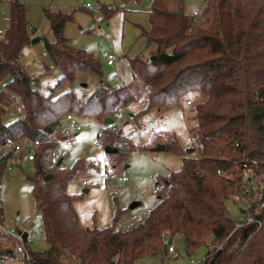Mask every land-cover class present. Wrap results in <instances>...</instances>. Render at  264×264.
I'll return each mask as SVG.
<instances>
[{
	"label": "trees",
	"instance_id": "trees-1",
	"mask_svg": "<svg viewBox=\"0 0 264 264\" xmlns=\"http://www.w3.org/2000/svg\"><path fill=\"white\" fill-rule=\"evenodd\" d=\"M9 11V41L0 46V84L5 87L0 90V145L40 141L31 160L35 169L31 193L48 243L43 251L27 246L23 264H135L158 252L168 253L162 239L165 231L171 241L182 235L188 254L210 246L201 264H264V223L258 230L234 228L226 201L235 184L217 175L218 169H234L226 159L234 157L235 142L240 143L237 152L264 163V0H210L206 19L192 25L182 9L172 12L166 0H153L147 10L151 28H140L150 51L145 59L142 54L129 59L136 81L130 86L104 80L100 60L69 44L64 26L72 14L45 11L54 35L48 41L31 36L24 3L13 0ZM103 14L109 15L105 10ZM41 41L62 71L47 94L36 89V81L20 61L25 45ZM78 69L98 76L97 89L87 97L70 89L61 91L74 81ZM187 94L196 95L189 113L199 156H189L193 147L182 149L173 132L162 133L166 149L179 153L182 160L177 171L159 180L158 204L128 229L81 226L73 206L76 196L67 185L82 164L51 166L56 143L48 136L68 114L104 123L119 109L143 102L144 109L132 115L136 118L151 109L179 108ZM15 96L21 98L23 113L8 120ZM107 129L102 135L105 146L111 134ZM108 155L119 161L122 153ZM13 157L12 151L0 156V182ZM0 219H4L2 208ZM14 255L11 250L0 251V259Z\"/></svg>",
	"mask_w": 264,
	"mask_h": 264
},
{
	"label": "rangeland",
	"instance_id": "rangeland-1",
	"mask_svg": "<svg viewBox=\"0 0 264 264\" xmlns=\"http://www.w3.org/2000/svg\"><path fill=\"white\" fill-rule=\"evenodd\" d=\"M25 4L27 21L31 36L45 37L48 41L54 40L49 21L45 11L62 10L72 14V19L64 26V34L69 38V44L77 49H84L87 53L98 58L102 64L104 80L115 85L130 86L134 78L131 72L129 59L139 55L148 54L146 40L139 36L136 24L148 26L146 11L153 0H18ZM210 0H166L169 10L177 12L182 9L192 17L194 10L200 13V18L206 19L204 13L206 4ZM99 9L98 14L86 7ZM10 4L0 3L9 14ZM115 8L114 12L111 9ZM108 12L105 18L103 11ZM0 13V26L7 27L8 23ZM102 31L97 35L88 29L91 24ZM197 23V22H196ZM199 23V22H198ZM113 52L116 64L109 66L103 57V52ZM145 56L143 58L145 59ZM148 57V56H147ZM25 71L36 81L35 87L43 94H47L54 87L62 75L45 48L44 41L25 45L21 58ZM119 79L114 80L113 76ZM98 87V76L86 69H78L75 79L61 91L70 89L78 97H87ZM5 89L4 83L0 90ZM196 96V95H195ZM194 94H187L195 103ZM18 105L12 103L8 107L9 114L6 119L18 117ZM144 109L143 102L133 103L118 115H112L113 128L110 132V142L127 140L128 145L118 149L119 161L113 159L105 152V146L95 144L97 128H109L104 123L89 118H76L80 125L89 124L81 130L72 129V121L65 117L62 123L71 136L61 138L59 146L63 149L62 167L72 168L77 163L82 167L78 175L67 185V191L76 196L73 202L75 211L83 227L113 226L116 230L128 229L142 221L159 202L157 192L161 187L163 178L181 167V155L171 149L154 151L157 144H164L167 138L165 132H173L183 149L189 145L190 113L183 112L182 106L169 109H151L141 115L131 117ZM122 115V116H121ZM144 121V122H143ZM160 132L161 135H157ZM113 147V146H112ZM11 149V145H0V156ZM129 152L127 155L125 153ZM124 154V155H123ZM35 173L34 164L24 155H15L9 160L1 177L0 194L2 196V210L6 223L19 230L31 233L32 243L30 250L43 251L48 247L44 237L42 217L37 212L35 201L31 193ZM82 176L88 183L82 184L77 179ZM126 177L122 181L121 178ZM159 181V182H158ZM87 189V191H84ZM229 215L236 219L238 209L230 199L226 201ZM118 214L115 222L113 217ZM177 256L171 253L150 255L138 259L135 264H187L191 260H204L210 246H200L192 254L185 249V239L182 235L173 238ZM17 240L10 236L0 235V251H15ZM22 255L7 256L0 264H23Z\"/></svg>",
	"mask_w": 264,
	"mask_h": 264
},
{
	"label": "built area",
	"instance_id": "built-area-1",
	"mask_svg": "<svg viewBox=\"0 0 264 264\" xmlns=\"http://www.w3.org/2000/svg\"><path fill=\"white\" fill-rule=\"evenodd\" d=\"M13 0H0V3L8 2L9 4ZM86 7L90 9L95 14L100 12L99 9H94L90 4H87ZM1 15H3L4 21L8 23L7 27L0 26V46L1 44H7L9 39L7 37V33L11 26V14H6L3 9L0 11ZM200 13L194 11L191 17V25L193 23L198 22ZM95 34L100 35L102 31L92 23L89 28ZM1 57V55H0ZM103 57L106 60L107 65L113 66L116 64V56L113 52L104 51ZM113 79L116 81L119 79L118 75H114ZM13 102L18 105L17 113H23V107L21 105V98L19 96H15L13 98ZM194 101L191 98H185L182 104L183 112H190L193 107ZM123 108L119 109V113H121ZM69 120L72 121V129L75 131L81 130L83 127H88L89 124L80 125L78 121H76V116L74 114H68L66 116ZM190 120V133H189V145L193 147V150L189 153L191 157H197L200 154V147L198 144V138L194 131L191 130L193 127V121ZM108 124H105V126ZM106 128H97V137L95 139V144L99 146H105L103 144L102 135L105 132ZM108 129L115 132V128L110 126ZM157 135H161L160 132H156ZM71 136L69 131L66 129L63 123L55 129L49 136L48 139L51 142L56 143V146L51 154L50 165L55 166L62 159L64 151L59 146L61 138H65ZM127 140H116L112 143L111 147L117 149H123L126 145H128ZM40 144V141H28L25 143H8L7 145H11V149L9 151L13 152V155H19L23 152L28 160H33L35 153V148ZM106 147V146H105ZM105 149V148H104ZM240 149V143L235 142L233 148V158L226 159V162L233 165L234 169L232 170H217V175L221 176L227 180L233 181L235 184V190L230 195L229 199L234 202L236 205L239 216L234 220V228H253L258 230L262 227L264 223V169L263 164L259 160L252 159L246 156L245 152H237ZM8 152V151H7ZM6 152V153H7ZM5 154V153H4ZM82 184H87L88 181L80 176L77 179ZM122 181L126 180V177L121 178ZM1 184V182H0ZM2 206V196L0 194V208ZM229 214V213H228ZM230 216V215H229ZM24 233H26V237H24ZM0 235L1 236H10L17 240V245L15 248L16 255H29L27 246L32 243L31 233L27 230H19L17 227L6 223L5 219H0ZM162 239L167 244V252L173 254L174 257L177 256L175 246L173 244V240L171 241L169 238V232L165 231L162 233ZM203 260L193 261L191 260L187 264H201ZM2 259H0V263Z\"/></svg>",
	"mask_w": 264,
	"mask_h": 264
},
{
	"label": "water",
	"instance_id": "water-1",
	"mask_svg": "<svg viewBox=\"0 0 264 264\" xmlns=\"http://www.w3.org/2000/svg\"><path fill=\"white\" fill-rule=\"evenodd\" d=\"M113 123V119L111 117H107L105 120H104V124H112ZM166 149V145L165 144H157L154 148H152V150L154 151H163ZM105 152L106 153H115V152H118V149L117 148H113L111 146H106L105 147ZM62 163V159L59 160V162L57 163V165H61ZM84 191H87V189H85ZM24 237H26V233H24Z\"/></svg>",
	"mask_w": 264,
	"mask_h": 264
},
{
	"label": "crops",
	"instance_id": "crops-1",
	"mask_svg": "<svg viewBox=\"0 0 264 264\" xmlns=\"http://www.w3.org/2000/svg\"><path fill=\"white\" fill-rule=\"evenodd\" d=\"M208 5H209V1H208L207 4H206V8H205L204 13L206 12ZM194 11H196V10H194ZM194 11H193V12H194ZM146 14H147V17H148V13H147V11H146ZM199 17H200V16H199ZM136 26H138V28H139V36H140V28L145 29V30H150V28H151V25H150V23H149V19H148V26H147V27L144 28L143 26H141V25H139V24H136ZM145 40H146V39H145ZM142 55H146L145 58H147V56H148V54H142ZM134 84H136V81H135V80L133 81V83H132L131 85H134ZM130 106H131V105H130ZM126 108H128V107H126ZM126 108H123V110L126 109ZM123 110H122V111H123ZM121 113H122V115H123V112H121ZM121 113H118V115L121 114ZM122 115H121V116H122ZM132 115H133V113L131 114V117H133ZM143 122H144V121H143ZM24 156L26 157L25 154H24Z\"/></svg>",
	"mask_w": 264,
	"mask_h": 264
}]
</instances>
